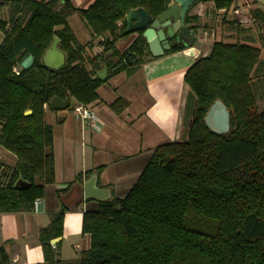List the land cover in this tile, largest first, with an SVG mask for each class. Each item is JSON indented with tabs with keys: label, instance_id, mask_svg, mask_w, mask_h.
Listing matches in <instances>:
<instances>
[{
	"label": "trees",
	"instance_id": "16d2710c",
	"mask_svg": "<svg viewBox=\"0 0 264 264\" xmlns=\"http://www.w3.org/2000/svg\"><path fill=\"white\" fill-rule=\"evenodd\" d=\"M205 2L216 9L233 5V0L196 4ZM172 3L95 0L77 8L71 0H0V10L9 12L8 20L0 18V145L17 157L13 167L0 161V213L33 211L35 200L55 182L54 134L45 105L53 97L90 104L110 77L142 64L150 54L144 29L136 31L125 51L116 48L129 35L124 33L126 15L144 8L156 19ZM74 14L90 30L86 44L68 21ZM198 19L189 10L185 22L198 28ZM255 23L264 44V10L253 11ZM224 24L236 30V41L217 39L210 54L197 58L184 76V114L192 117L187 138L156 146L126 196L111 197L84 212L82 230L90 234L91 246L75 262L59 259L61 244L50 242L63 235L66 208L54 212L39 233L41 264H264V109H257L258 101H264V61L261 46L242 39L250 26L235 19ZM55 37L65 55L63 68L43 61ZM96 39L102 50L89 54ZM184 48L173 44L165 52ZM130 52L137 56L132 66L126 61ZM27 53L35 60L24 69L20 63ZM104 67L108 75L94 79ZM218 99L231 114L225 134L214 133L205 122ZM127 106L119 97L110 108L120 114ZM20 177L30 183L27 188L14 186ZM0 264H11L3 247Z\"/></svg>",
	"mask_w": 264,
	"mask_h": 264
},
{
	"label": "crops",
	"instance_id": "0c3cea01",
	"mask_svg": "<svg viewBox=\"0 0 264 264\" xmlns=\"http://www.w3.org/2000/svg\"><path fill=\"white\" fill-rule=\"evenodd\" d=\"M71 1L77 8H87L95 0ZM241 1L233 0V6ZM261 9L264 10L263 7ZM190 13L199 18V27L191 29L208 33L204 38L197 37L191 45L196 50L194 55L185 51L188 46L159 56L150 52L134 76L120 72L110 77L97 89L98 99L87 104L97 116L99 129L81 119L74 109L52 110L48 104L45 105V118L54 134L55 182L46 186L45 196L36 210L0 213V247L4 248L11 262H44L40 230L48 226L52 214L63 207L66 208L63 235L51 244H61L59 259L77 261L91 246L90 234L82 230L84 212L96 210L105 200L102 197L126 196L156 146L187 138L192 119L190 114H184L188 93L184 80L187 69L197 58L208 56L217 39L230 41L238 37L236 30L224 24V21L234 20V15L230 11L216 9L213 2L195 3ZM8 18L9 13L3 19ZM68 21L79 41L86 44L91 33L85 22L77 14L70 16ZM252 24H247L250 27L242 39L258 45L261 30L257 23ZM137 36V32H133L119 39L116 48L120 52L125 51ZM3 38L0 32V42ZM169 40L170 43L175 41L174 38ZM97 42L96 39L89 54L101 52ZM119 97L124 98L128 106L116 114L110 105ZM71 104L76 103L71 100ZM59 119H63L62 122ZM0 161L13 167L17 157L0 145ZM98 167H102L99 173H88ZM93 174H97V187L108 192L97 194L98 197H86L85 183ZM68 249L72 250L71 254H67Z\"/></svg>",
	"mask_w": 264,
	"mask_h": 264
},
{
	"label": "water",
	"instance_id": "95a60500",
	"mask_svg": "<svg viewBox=\"0 0 264 264\" xmlns=\"http://www.w3.org/2000/svg\"><path fill=\"white\" fill-rule=\"evenodd\" d=\"M198 0H173L168 10L161 14L158 18L153 19L151 14L144 8L130 10L126 15L127 26L125 34H130L138 30L144 29L143 36L148 44L149 51L153 56H159L168 50L173 44H182L186 47L185 51L194 55L195 49L191 46L197 39V32L192 30L185 22V17L191 7ZM264 7V0H255ZM170 38H174V43H170ZM137 59L135 53L130 52L126 56L128 64H133ZM34 56L27 53L20 63V66L27 69L34 63ZM43 61L46 65L52 68H63L65 65V55L59 48V38L55 37L51 45L43 55ZM107 67H104L94 79H104L107 76ZM52 110L74 109L69 97L62 99L53 97L48 102ZM27 110L25 113H31ZM207 127L216 134H225L231 128V114L227 106L220 99L216 100L210 107L205 116ZM29 182L23 178H19L14 186L18 189L27 188ZM107 190L97 187V174H93L85 183L86 197H98L97 194H104ZM102 199H107L102 197ZM59 238L52 239L51 243H56Z\"/></svg>",
	"mask_w": 264,
	"mask_h": 264
},
{
	"label": "built area",
	"instance_id": "2783aa9c",
	"mask_svg": "<svg viewBox=\"0 0 264 264\" xmlns=\"http://www.w3.org/2000/svg\"><path fill=\"white\" fill-rule=\"evenodd\" d=\"M259 4L260 3L256 2L255 0H242L241 3L238 4V6L232 5L229 9L223 8L222 10L230 11L231 14L234 15V19L237 20L240 24H248L250 22H253V11L256 8L261 9V7H263L261 4L260 7L255 6V5L259 6ZM207 34L208 33L205 30H202L201 32H197V36L199 38H204L205 36H207ZM13 70L15 73L19 74L20 68L18 66H14ZM74 111L81 117V119L87 122L94 129L100 128V125L97 122L96 114L87 104H82V103L75 104ZM40 202L41 199L35 200L34 210L37 209ZM11 264H17V261L16 260L12 261Z\"/></svg>",
	"mask_w": 264,
	"mask_h": 264
},
{
	"label": "rangeland",
	"instance_id": "374dc122",
	"mask_svg": "<svg viewBox=\"0 0 264 264\" xmlns=\"http://www.w3.org/2000/svg\"><path fill=\"white\" fill-rule=\"evenodd\" d=\"M8 13H9V12H8V9H7V8H3V9L0 10V17H1V18H5V16H8ZM261 32H262V31H261ZM228 41H229V40H228ZM234 41H236V38H235V37L231 38L229 42H234ZM196 44H197V45L199 44L198 41L196 42ZM257 44H258V46H261V50H262V52H261V57H262V60H264V44H262L260 40H257ZM136 60H137V59H136ZM136 60L133 62V64H129V65H131V66L134 65V63L136 62ZM142 64H143V63H142ZM142 64L134 65V67L131 69L130 72L127 71V70H124L123 72H126L127 75H129V76L132 77V76L135 75V73L137 72V70L140 68V66H141ZM141 78H142V77H138L139 80H142ZM257 109H258L259 111H261V110L264 109V101H263V100H259V101H258V103H257ZM77 116H78V115H77ZM79 117H80V116H79ZM80 118H81V117H80ZM71 252H72L71 249H68V250H67V254H68V253L71 254Z\"/></svg>",
	"mask_w": 264,
	"mask_h": 264
},
{
	"label": "flooded vegetation",
	"instance_id": "af4514ba",
	"mask_svg": "<svg viewBox=\"0 0 264 264\" xmlns=\"http://www.w3.org/2000/svg\"><path fill=\"white\" fill-rule=\"evenodd\" d=\"M3 19V18H2ZM2 33V32H1ZM3 34V33H2ZM4 36V35H3Z\"/></svg>",
	"mask_w": 264,
	"mask_h": 264
}]
</instances>
